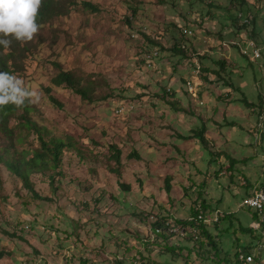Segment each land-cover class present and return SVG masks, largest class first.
Masks as SVG:
<instances>
[{
    "label": "rangeland",
    "instance_id": "1",
    "mask_svg": "<svg viewBox=\"0 0 264 264\" xmlns=\"http://www.w3.org/2000/svg\"><path fill=\"white\" fill-rule=\"evenodd\" d=\"M57 2L63 14L27 43L18 78L39 92L31 117L67 147L58 168L31 176L47 199L0 162V264H226L227 254L235 259L239 246L256 244L249 231L256 211L241 204L250 185L264 186V50L256 58L244 42L245 56L232 42L252 38L264 48V0ZM235 7L251 11L250 27L232 19ZM185 27L194 28V38L184 36ZM62 71L90 81V99L55 86ZM195 78L203 105L187 92ZM203 129L209 146L193 137ZM20 135L27 141L18 149L41 146L36 134ZM199 203L231 213L210 228L221 254L204 236L152 235L154 220L187 218Z\"/></svg>",
    "mask_w": 264,
    "mask_h": 264
},
{
    "label": "trees",
    "instance_id": "2",
    "mask_svg": "<svg viewBox=\"0 0 264 264\" xmlns=\"http://www.w3.org/2000/svg\"><path fill=\"white\" fill-rule=\"evenodd\" d=\"M246 2L249 6H253V3L255 0H243ZM234 2V3H233ZM232 2V7L235 6V1ZM87 7H92L95 10H97L96 7H94L90 3H86ZM236 11V17H232L235 21H237L241 26L239 28H248L251 25L243 24L240 22L238 18V12L244 11L246 13H250L248 10H243L239 7H235ZM62 10L57 2V0H43L42 6L39 10V14L37 17V23L40 27L44 26L47 22L51 21L55 16L62 15ZM203 23V21L199 22ZM251 35L255 34V30L252 32H249ZM184 34V32H183ZM184 36L186 38H194L193 37H187L185 34ZM236 47V46H235ZM183 49H186V46H182ZM174 51L179 53H185L183 50L174 48ZM28 45L27 43L23 46L20 44V42L13 40L11 43V46L8 50H4L3 46H0V72H9L10 74L16 75L17 77L22 74L23 67L25 65V60L28 55ZM222 68L225 67V63L220 62L219 63ZM202 72V69H201ZM54 85L58 87H62L64 85H67L72 90H74L76 93L82 95L84 99H90V96H92V93H94L93 85L90 83L85 84L84 80L82 78H79L75 73L70 71H62L57 77L53 80ZM188 92V91H187ZM51 93V92H50ZM51 101L58 106H61L59 100L54 97L53 95L50 96ZM248 105H250L249 101L247 99H244ZM251 106V105H250ZM34 110L33 105L31 103L25 102L24 106L22 107H16L14 105H8L3 108H0V135L7 138L9 141V144L1 145L0 146V162L4 163L7 168L13 172L16 173L18 176L24 179L27 187L30 189L29 191L33 194V196L41 199H47L49 197L41 195L37 189L34 186V182L32 181V174L45 171L50 168H58L61 161L63 152L67 147V143L58 137H50L49 136V130L45 128L44 126L40 125L38 122H36L33 117H31V112ZM258 112L260 115L264 113V99L260 106L258 107ZM13 119L18 120V124L15 126H11V121ZM17 130L22 133L23 131L27 130L30 133L36 134V136L41 141V146H31V147H25L23 149H18L16 147V143H22L27 141L24 136L20 135V133L17 132ZM195 133V132H194ZM194 139L198 140L201 144L209 146V140L206 138L205 129L202 131H198L194 134ZM115 153L114 158L117 160L118 163L121 162V150L114 146ZM168 178V177H167ZM169 179V178H168ZM264 187V186H263ZM171 183L169 180L166 183V190L168 195L171 193ZM252 196V195H251ZM250 197V196H249ZM200 210H203L205 214L210 213V209H208L204 203H199L195 205V208L192 210V215L194 217H198ZM256 213H258L256 211ZM259 214V213H258ZM227 214L224 215L226 217ZM175 217L169 216L164 217L162 219H156L154 220V225L152 226V232L154 234H171L168 231L167 223L174 219ZM223 219V218H222ZM219 223L216 224H209L205 223L204 221H197L194 223V225L198 228V237L194 236L193 234H190V236L184 237L186 238H194L196 241H198L201 236H204L208 241V246L213 247L216 249L218 253L221 254L222 249V241L218 236H215V234L212 233L210 228L213 226H217L222 223V220ZM180 220V219H178ZM156 224V225H155ZM248 230V229H246ZM249 231H253L252 229ZM173 235V234H171ZM166 236V235H165ZM176 236V235H173ZM182 238V237H181ZM252 248H243L241 250H244L246 253H251ZM169 252H171L172 255H176L175 249H168ZM221 250V251H219ZM226 253V252H225ZM4 251H0V259L4 256ZM180 256V255H179ZM241 254L237 252L235 259L232 258L229 254L226 256V260L224 262L226 264H243L241 260ZM236 259H238V262H236ZM259 261H264V253H261L258 256ZM179 260H174L172 262H176ZM187 261V259H186ZM184 263H186L183 260Z\"/></svg>",
    "mask_w": 264,
    "mask_h": 264
},
{
    "label": "clouds",
    "instance_id": "3",
    "mask_svg": "<svg viewBox=\"0 0 264 264\" xmlns=\"http://www.w3.org/2000/svg\"><path fill=\"white\" fill-rule=\"evenodd\" d=\"M43 0H0V46L6 51L13 40L31 42L40 32L37 23ZM40 100L38 90L29 89L24 81L9 72H0V108L8 105L24 106Z\"/></svg>",
    "mask_w": 264,
    "mask_h": 264
},
{
    "label": "built area",
    "instance_id": "4",
    "mask_svg": "<svg viewBox=\"0 0 264 264\" xmlns=\"http://www.w3.org/2000/svg\"><path fill=\"white\" fill-rule=\"evenodd\" d=\"M238 18L240 20L241 23L243 24H247V25H251L253 23V15L252 13H246L244 11H240L238 12ZM206 20V22H205ZM198 21H202V20H198ZM208 21V17L204 18V23H207ZM184 34L187 37H193L195 36V30L193 27H185L183 29ZM247 37V35H246ZM243 39V38H242ZM244 42H246L249 47L252 48V54H254V56L256 58L262 57L263 56V50L264 48L259 44L258 41H256L255 39L252 38H247V40H242V41H233L232 44L233 46H238L240 47L243 55L245 56H249L250 55V50L249 48H245L244 47ZM226 45V44H224ZM160 55V53L158 51L154 52L153 55H151L150 57H158ZM151 61V58L149 60V62ZM193 66H195V70L194 73L196 75H200L201 74V65L198 64V62H196V64H192ZM171 89H169L170 91ZM187 91L188 93L195 99L197 100H201V95H200V85L197 81V79L195 78L194 81L188 82L187 83ZM201 104H204V101L201 100ZM123 111V108L121 110H119V112ZM263 122L260 124V126L262 127L264 124V113L261 115ZM243 207H249L255 211H257L261 218H262V228L264 231V187L262 186L261 188L257 189L255 191V193L246 198V200L244 201ZM225 213L221 210H216L214 212H211L209 214H205V212L203 210H200L199 216L198 217H194V216H189L187 218L184 219H180L178 220L177 218L171 219L168 223H167V228L168 231L176 236L179 237H186L189 236L190 234H193L194 236H197L198 228L194 225V223H196L198 220L199 221H204L206 224H216L221 222V219L224 217ZM240 254H241V260L243 262V264H264V261H259L258 260V256L254 253H246L244 250H240Z\"/></svg>",
    "mask_w": 264,
    "mask_h": 264
},
{
    "label": "crops",
    "instance_id": "5",
    "mask_svg": "<svg viewBox=\"0 0 264 264\" xmlns=\"http://www.w3.org/2000/svg\"><path fill=\"white\" fill-rule=\"evenodd\" d=\"M232 6V5H231ZM258 27V26H257ZM234 33L235 35L237 34L236 32H234V30L232 29V28H228V29H226V31H225V33H227V34H230V33ZM255 32L257 33V32H261V31H258V29H257V31L255 30ZM255 33V34H256ZM238 36H239V33H238ZM250 184H252V182H250ZM259 186H261V184L259 185V184H257V185H255V186H252V185H250L249 186V189H248V192L246 193L247 195H246V197L248 198L249 196H251V195H253L254 193H255V191L257 190V189H259L260 187ZM252 190V191H251ZM246 200V199H245ZM244 203V202H243ZM243 203L241 204V207H243L242 205H243ZM218 210H220L219 208H218ZM256 213V212H255ZM229 215H231V213H228L227 214V216L226 217H223V221H222V223L219 225V226H222L223 225V223H224V221H225V219H228V216ZM256 218H257V220H256V222L253 224V227H254V229H252L253 230V236H254V238L257 240V243L255 244V243H253L252 245H251V247L250 248H252V249H254V252L255 251H260V250H262V248H264V231H263V228H262V218H261V216H260V214H258V213H256V216H255ZM245 229V228H244ZM256 231H257V234H256ZM259 232V233H258ZM239 248V250H237L238 251V253H239V251L241 250V249H243L244 247H242V246H239L238 247ZM253 251H251V253H254ZM255 254H256V252H255ZM257 255V254H256ZM258 256V255H257ZM261 262V261H260Z\"/></svg>",
    "mask_w": 264,
    "mask_h": 264
}]
</instances>
